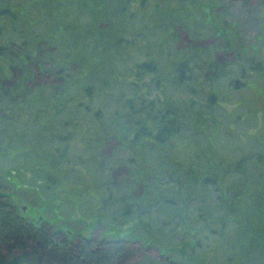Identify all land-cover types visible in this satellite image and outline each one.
Segmentation results:
<instances>
[{"label":"rangeland","instance_id":"obj_1","mask_svg":"<svg viewBox=\"0 0 264 264\" xmlns=\"http://www.w3.org/2000/svg\"><path fill=\"white\" fill-rule=\"evenodd\" d=\"M143 1V5L140 0L130 4L137 21L132 27L142 31L149 42L153 39L160 44L154 49L158 56H154L163 78L161 90L148 97L162 101L168 94L162 91L170 66L162 59L174 50V27L186 26L188 37L204 45L211 43L195 51L208 63L218 64L220 75L226 78L210 83L219 98L216 126L206 125L203 114L180 112L178 121L188 130L181 141H172L173 152L165 145L148 154L136 146L119 143V148L115 147L113 140L100 146L106 137L118 135L126 114L123 99L133 92L145 94L144 87L135 91L131 83L139 86L151 79L145 74L139 81L133 74V63L149 58L144 55V40L136 42L143 48L140 53L116 45L117 36L109 38L102 27L97 29L98 15L113 17L119 1L0 0V9L8 8L16 15L14 20L0 15V48H5L0 52V82L8 89V97L0 94V194L11 205L13 198L26 204L24 218L29 222H35L39 215L51 232L69 231L70 241L82 236L103 240L128 236L131 244L141 243L144 248L127 264H264V180L259 178L264 162L256 169L240 167L226 179L219 164V160L235 162L249 154L264 153V74L254 73L241 89L225 85L230 75L227 43L242 47L246 55L256 53L262 44L264 0H253L250 11L232 0ZM185 39L181 34V40ZM40 46H49L52 56L24 58L37 55ZM259 51L264 57V47ZM12 54H19L16 61ZM14 62L24 72L19 79L10 71ZM70 62L76 67L69 82L77 87L87 78L94 93L86 97L80 91L77 97L72 95L76 101L61 105L66 98L56 96L53 86H36L40 79L31 70L36 66L52 70L57 64L69 66ZM168 89L173 91L172 100L190 96L186 89ZM78 102L88 105L89 110L74 106ZM99 108L105 121L102 131V126L88 124L89 119L95 122L92 112ZM87 126L91 130L85 133ZM66 130L75 131L68 141L67 158L59 156L64 144L48 140L51 134ZM190 130L196 133L191 135ZM103 146L107 152L102 154L99 147ZM174 151L185 155L180 162L183 170L176 174L180 185L160 186L155 194L151 186H143L147 183L138 175L155 177L169 170V163L161 157L175 158ZM127 159L134 162L127 163ZM116 167L121 170L112 180ZM45 172L55 179L49 190L43 184ZM205 176L211 177L214 185L206 186ZM117 197L134 204L132 211L119 219ZM163 197L180 202L176 206L162 203ZM150 205L154 209L148 211ZM147 226L149 231L144 232Z\"/></svg>","mask_w":264,"mask_h":264},{"label":"trees","instance_id":"obj_2","mask_svg":"<svg viewBox=\"0 0 264 264\" xmlns=\"http://www.w3.org/2000/svg\"><path fill=\"white\" fill-rule=\"evenodd\" d=\"M118 1L119 6L113 11V17H108L107 13L98 15V19L95 21L97 29L102 27L104 35H108L109 38L117 36V39H115L114 42L116 45L120 44L121 46L131 47L137 49L136 51H139L140 53L143 48L139 49V45H137L136 42L144 40L143 47L147 51L144 55L147 57L149 56V58L134 62L133 74L139 81H141L140 78L142 75L145 74H148L151 79L148 82L142 81L139 86H137V83L136 85L131 83V87L135 91H137L139 87H144L146 90L145 94L141 96L133 92L130 98L123 99V108H125L124 111L126 110V114L124 115V121L121 123L122 126L118 127V135L112 136L111 134L110 137H106L102 140L100 146H107L113 140L114 142H117L115 147L118 148L120 143L125 146H136L139 151L150 154L149 152L157 147L160 149L165 145H169L173 152L172 147L174 145L172 144V141H181L188 130L178 121V115L180 112H197L198 114L207 116L202 118V121H204V123L210 128L216 126L215 124L218 123V119L216 120V118L219 117L217 109L219 98L211 91L210 83L213 79L214 81H218L214 83H219L223 77L222 74L220 75L221 68L216 63H208L204 60L202 55L197 54V52H199L197 49H203L211 43L204 45L202 42H199V40L188 37L189 34L186 32V26H176L173 31V37H175V39H173L175 43L173 45L174 50L164 54V59L160 57V59L167 61L170 66L168 75H165L164 77V79L167 78V83L164 86L165 90L162 91V94H165L166 91H168V94L164 95L165 97L162 101L158 100V98L152 99L148 97L150 93L161 90L159 87L163 78L160 75V68L158 67L159 63L156 59L158 55L154 50L157 46H160V44L157 40L154 42L153 39L152 42H149L142 31L138 33L136 32V29L132 27V24L137 22L133 18L134 12H130L129 10L130 4L133 0ZM232 1L238 3L247 11H250L253 7V0ZM140 2H142V5L144 4L143 0H140ZM0 15H7L13 20L16 19V15H14L8 8L0 9ZM118 15L120 18L116 20ZM262 20L264 21V18H262ZM183 33L186 36L185 41L181 40V34ZM261 40L262 44L260 47H264V36L261 37ZM227 46V48L231 50L229 52L230 58L228 63L230 67V75L229 78H227L225 85H230L234 89H241L245 86L246 80H250L254 73L264 74V57H261L260 55V47L256 49L257 52L253 55H246V52H244L242 47L236 46L232 41L227 43ZM48 47L49 46H47V48L40 46L38 49L39 51L36 53L37 55L33 57L26 55L24 58H26V60L37 59L41 54L51 57L52 53ZM149 49L151 53L148 52ZM2 50H5V48H0V52H2ZM195 50H197V52ZM176 51H182V53L180 52L181 55L179 53L175 55ZM18 55L19 54H12L10 57H13L12 60L15 59L16 61L15 57H18ZM154 55L157 56L155 57ZM174 57L175 59L170 62ZM14 64L15 62L10 66V71L13 73L14 78L19 79L24 72L21 67ZM70 65L73 66L71 62L69 66L57 64L54 66L55 69L52 70H39L36 66L31 70L32 74L38 75V78L40 79V82H37L38 84L36 86H53L56 96L66 98L62 100L64 102L61 103V105L67 100L72 101L74 99L76 101V94L80 91L83 92L86 97H91L94 93L93 83L86 81L87 78H85L84 84L77 87L73 82H69L70 80L72 81V75L76 67V65L73 66L74 68ZM25 66H28V64L26 63ZM262 83L264 84V76ZM170 87L174 88V91L178 88L186 89L190 92V96L188 99L177 98L172 100L173 91L171 92L170 89H168ZM70 89H72L71 92L69 91ZM66 93H69V95L64 97ZM0 94L8 97V89L5 88V84H3L2 81L0 82ZM72 95L76 97H72ZM170 102H172V105ZM74 106H77L78 108L79 106H83V111L89 110L88 105H84L81 102L76 103ZM112 113L119 116L116 111H113ZM92 116L95 119V122L89 119L88 124L92 122V126L94 127L96 125L97 128L102 126V131V124L103 122L105 123V121L103 120L104 114L101 109L99 108L92 112ZM112 123L113 122H111V124ZM89 130L91 129L87 126L85 133H88ZM190 133L193 135L196 132L190 130ZM74 134V130L61 131L55 133V135L51 134L48 140L49 142L56 141L59 144H64V147L62 146L63 152L59 156H66L67 158L68 141L73 139ZM93 137L95 139V134ZM104 146L99 147L101 148V151L99 152H102V154L107 152ZM180 146H182V144ZM174 152L175 158H169L165 155L161 157L162 162L169 163V170H162L155 177H150V175L149 177L147 175H138L141 182L146 181L147 184L143 183L144 187L151 186L152 188L150 190H153L154 192L156 190V194L157 189L160 186L170 185L178 187L180 185L176 178V174L183 170V166L180 162H183L185 155H183L182 151H179V154L177 151ZM105 155L108 156L109 154ZM67 161L68 160H65V162ZM125 162L133 163L134 161L132 159H127ZM263 162L264 153L261 152L240 157L236 159L235 162L219 160V164L224 168L223 176L225 179L228 178L229 175L235 174L236 170L240 167L243 168L244 166V168L247 169V166H250L252 169H256V165L262 164ZM206 165L211 166L208 162H206ZM210 168L218 170L217 166L214 168L211 166ZM119 170H121L119 167L112 170V180L113 178H116V173ZM129 170L130 169H127L128 174L130 172ZM192 170L193 169H190L189 172ZM259 176L263 181L264 172L260 173ZM261 176H263V178ZM205 177L204 182L206 183V186L214 185L211 177ZM42 178L44 180L43 184L45 189L49 190L55 185V179L50 174L46 172L42 173ZM147 181H149L150 184ZM154 182H156L155 185H153ZM102 186L105 189H109V187ZM2 188L3 187L0 186V191ZM161 201L162 203L174 206L178 205V202H180L178 199L172 200L168 197H163ZM115 202L119 205L117 209L121 208L120 212L117 213L118 219L121 216L128 215L132 211L131 208L134 206V204L127 203L123 198L119 197H117ZM17 203L21 202L13 198V205L9 204L5 200L4 195L0 194V264H127L129 261L136 259L139 249L144 248L141 243L131 244L132 241L128 236L118 237L114 240H103L94 236H82L78 237L76 242L72 240L70 241L66 230L64 231V234L61 231L51 232L42 222V218L37 221L38 218L36 217L35 222H29L26 220L24 216L27 211L22 215ZM151 206L152 205L149 206L148 211L154 209L151 208ZM149 228L150 227L147 226L143 231L147 232L149 231Z\"/></svg>","mask_w":264,"mask_h":264},{"label":"water","instance_id":"obj_3","mask_svg":"<svg viewBox=\"0 0 264 264\" xmlns=\"http://www.w3.org/2000/svg\"><path fill=\"white\" fill-rule=\"evenodd\" d=\"M17 206L19 207V209H20L22 215L25 214V211H26L27 208H28L27 205H26V204H23V203H17ZM37 218H38V219H37V221H38V220L40 219V217L38 216ZM37 221H36V222H37ZM66 232L68 233L67 235H70V232H69V231L66 230Z\"/></svg>","mask_w":264,"mask_h":264}]
</instances>
